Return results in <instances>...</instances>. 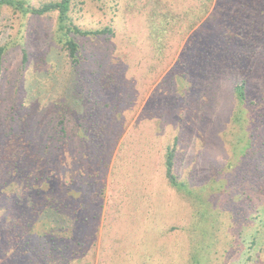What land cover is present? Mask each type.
Returning <instances> with one entry per match:
<instances>
[{"label":"rangeland","instance_id":"obj_1","mask_svg":"<svg viewBox=\"0 0 264 264\" xmlns=\"http://www.w3.org/2000/svg\"><path fill=\"white\" fill-rule=\"evenodd\" d=\"M70 18L105 32L73 36L76 63L56 12L0 8V264H264V0H72Z\"/></svg>","mask_w":264,"mask_h":264},{"label":"trees","instance_id":"obj_2","mask_svg":"<svg viewBox=\"0 0 264 264\" xmlns=\"http://www.w3.org/2000/svg\"><path fill=\"white\" fill-rule=\"evenodd\" d=\"M208 1L211 3L213 0H208ZM3 6L12 7L16 10H19L23 14L44 15V14L56 12L58 15V20H57L58 21L57 22L58 23V32H59L58 33V38H59L58 42L63 43L64 48L68 51L72 61L75 63L79 60L78 54L80 51L79 50L80 46L75 41V39L73 37L74 35H79L82 37H89V36H96V35L105 34V32H102V31L100 32V31L82 30L81 28H79L78 26L73 24L72 19L70 18L71 17L72 0H61L59 2H49V3H46L42 6H40L39 8L32 7L29 4L28 0H0V8H2ZM208 6H209V4H208ZM7 50H8V45L0 46V78L2 75V71H3L4 57H5ZM234 90L236 92V96H237L238 100L241 103H244L246 100V97H245L246 85L245 84L237 85ZM263 114H264V112H263ZM175 154H176L175 146L170 148L166 154V161H165L166 177H167L169 183L173 187H175L179 191H184V192L191 194L188 187H187V190H185L186 184L180 182L178 180L177 175L175 174V156H176ZM77 200L75 202H78ZM68 206L69 205L65 203L64 208H66ZM74 206H77V204L74 203ZM74 209H77L78 211H76L75 215H72V216H78L79 208L74 207ZM51 211H52L54 216H58V218H55V222H57V224H58V227L56 229L60 230V231L63 229H67L65 227L63 228V226L61 225V219L59 218L60 214H59L57 208L53 207ZM206 213L207 212H205V214ZM199 215L200 216L203 215L201 211H200ZM69 219H70V217H69ZM70 222L73 225L72 228H75V225L78 224V222H80V220L77 217H72V220L70 219ZM204 222H206V221H204ZM74 239H76V236L74 237ZM67 244H69V243L62 242L60 247L56 248V247H54V245H55L54 242H52L51 247L49 248V250L52 248L51 258L61 257L64 259L65 255H66ZM62 263L64 264L65 262L64 261L58 262L57 264H62Z\"/></svg>","mask_w":264,"mask_h":264}]
</instances>
